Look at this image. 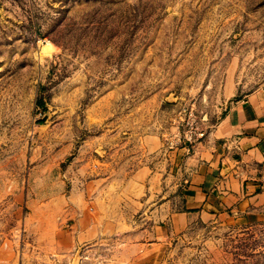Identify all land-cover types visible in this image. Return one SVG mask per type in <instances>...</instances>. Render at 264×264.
<instances>
[{
    "label": "rangeland",
    "instance_id": "obj_1",
    "mask_svg": "<svg viewBox=\"0 0 264 264\" xmlns=\"http://www.w3.org/2000/svg\"><path fill=\"white\" fill-rule=\"evenodd\" d=\"M263 86L264 0H0V264H264L167 146Z\"/></svg>",
    "mask_w": 264,
    "mask_h": 264
},
{
    "label": "crops",
    "instance_id": "obj_2",
    "mask_svg": "<svg viewBox=\"0 0 264 264\" xmlns=\"http://www.w3.org/2000/svg\"><path fill=\"white\" fill-rule=\"evenodd\" d=\"M174 152L182 176V208L169 215L174 229L199 217L264 211V86L230 101L192 150Z\"/></svg>",
    "mask_w": 264,
    "mask_h": 264
},
{
    "label": "built area",
    "instance_id": "obj_3",
    "mask_svg": "<svg viewBox=\"0 0 264 264\" xmlns=\"http://www.w3.org/2000/svg\"><path fill=\"white\" fill-rule=\"evenodd\" d=\"M188 121L186 122V127L182 130L177 126L176 134L173 140L168 142V147L175 149L174 151L184 147L187 151L192 150L193 144L200 141L206 135V129L201 127L195 119H193L192 112H188ZM182 126V125H181ZM87 256L84 255V258Z\"/></svg>",
    "mask_w": 264,
    "mask_h": 264
}]
</instances>
